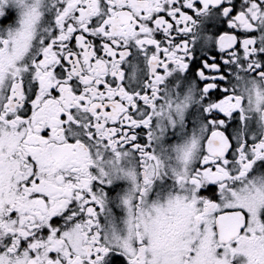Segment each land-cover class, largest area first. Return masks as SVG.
<instances>
[{"label": "snow or ice", "instance_id": "snow-or-ice-1", "mask_svg": "<svg viewBox=\"0 0 264 264\" xmlns=\"http://www.w3.org/2000/svg\"><path fill=\"white\" fill-rule=\"evenodd\" d=\"M0 264H264V0H0Z\"/></svg>", "mask_w": 264, "mask_h": 264}]
</instances>
